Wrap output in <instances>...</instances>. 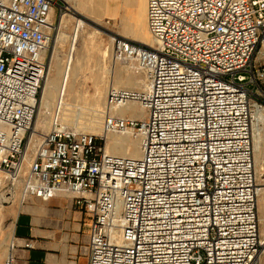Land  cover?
<instances>
[{
  "label": "built area",
  "instance_id": "built-area-1",
  "mask_svg": "<svg viewBox=\"0 0 264 264\" xmlns=\"http://www.w3.org/2000/svg\"><path fill=\"white\" fill-rule=\"evenodd\" d=\"M77 2L0 0L10 187L22 200L72 196L91 217L88 264H261L251 113L264 109V0H146L154 44L112 43L145 86H111L102 122L105 134L135 138L138 156L109 153L105 135L58 117L29 156L49 44ZM131 101L143 117L115 113ZM1 264H15L11 251Z\"/></svg>",
  "mask_w": 264,
  "mask_h": 264
},
{
  "label": "rangeland",
  "instance_id": "rangeland-1",
  "mask_svg": "<svg viewBox=\"0 0 264 264\" xmlns=\"http://www.w3.org/2000/svg\"><path fill=\"white\" fill-rule=\"evenodd\" d=\"M80 1L78 2L79 6L77 3L73 8L80 11L81 4L83 14L81 16L78 14L61 16L53 40L49 44L47 68L38 99V104L42 100L43 102L46 101L48 108H43L39 117V120L44 118V127L37 128L35 135H33V131H30L28 136L29 156L32 155L40 136L49 130L50 123L56 117L76 131L94 133L103 137L105 135V145L107 135L120 137L121 135L117 133L105 134L103 132L102 122L108 89L111 86L126 87L122 83L124 78L118 76V73L123 76L143 79L141 70L137 69L135 64L117 61L112 54V41L115 36L139 41V36L147 32V28L143 24L145 10L140 12L143 8L140 6V0ZM143 2L144 9H146V0H142V5ZM99 4H102L100 10ZM92 11L96 14L91 13ZM115 113L135 118L145 115V111L141 110L139 103L132 101L124 107H117ZM255 123L256 133L260 141L259 148L254 150L257 166L256 178L257 183L264 187V171H260V165L264 168V121H255ZM124 136L128 139L124 143L125 155L134 157V143L132 141L136 140L132 136ZM106 149L112 153L107 145ZM8 181L6 174L1 171L0 194L6 193L7 196L12 193L13 195L8 197V201L2 203L0 207V216L1 214L4 215L2 217L4 226L0 237H6L7 226L18 205L17 194L20 189L19 187L11 188ZM257 214L262 243L260 263L264 264V205L261 204V200L257 202Z\"/></svg>",
  "mask_w": 264,
  "mask_h": 264
},
{
  "label": "crops",
  "instance_id": "crops-1",
  "mask_svg": "<svg viewBox=\"0 0 264 264\" xmlns=\"http://www.w3.org/2000/svg\"><path fill=\"white\" fill-rule=\"evenodd\" d=\"M17 201L7 235L0 237V264L10 251L15 264H88L91 217L72 196L57 193L48 200H22L19 191ZM3 222L0 216V234Z\"/></svg>",
  "mask_w": 264,
  "mask_h": 264
},
{
  "label": "bare ground",
  "instance_id": "bare-ground-1",
  "mask_svg": "<svg viewBox=\"0 0 264 264\" xmlns=\"http://www.w3.org/2000/svg\"><path fill=\"white\" fill-rule=\"evenodd\" d=\"M103 1V0H102ZM101 1V2H102ZM144 1V0H143ZM79 2V0H78ZM77 2V3H78ZM77 3H75L73 6L77 5ZM102 4H99V10H100V7H101ZM78 6H79V3H78ZM77 6V7H78ZM140 6L143 7L140 12L142 10H145L144 11V15H143V21H144V25L146 26L147 28V25H146V9H144V2H143V5H142V0H140ZM73 12L75 14H78V15H82L83 12H82V9H81V6H80V11L79 10H73ZM91 13H95L94 11H92ZM142 17V16H141ZM142 20V19H141ZM134 23V22H133ZM134 25V24H133ZM142 25V24H141ZM138 26V25H137ZM134 27V26H133ZM136 28V27H135ZM138 29V28H137ZM143 31V30H142ZM140 37V42L142 43H145V44H148V45H153L154 44V41L147 29V32L142 34ZM113 42V41H112ZM91 45V44H90ZM93 45V44H92ZM100 54V53H99ZM104 56V55H103ZM101 59V58H100ZM114 66V65H112ZM114 68V67H113ZM132 73V72H131ZM118 76L124 78L122 83L124 86L126 87H136V88H139V89H142L144 88L145 86V82H144V79H137V77H133V76H123L121 75L120 73H118ZM108 78V76H107ZM65 82V81H64ZM98 82V81H97ZM109 83V82H108ZM67 84V83H66ZM97 84V83H96ZM113 84V83H112ZM111 84V85H112ZM98 85V84H97ZM96 86V85H95ZM109 86V85H108ZM108 88V87H107ZM96 98V97H95ZM45 108L47 109L48 108V104L47 102H43V100L38 104L37 103V110H36V115H35V118H34V121H33V126H32V129L31 131H33V135H35L37 133V128H42L44 127V123H45V120L44 118L42 120H39V117H40V113L42 111V109ZM142 110V108H141ZM252 145H253V152L254 150H257L259 148V138L257 136V133H256V129H255V121H264V109H258V108H253L252 110ZM98 117V116H97ZM97 119V118H96ZM99 119V118H98ZM100 120V119H99ZM92 121V120H91ZM92 128V127H91ZM39 131V130H38ZM121 136L120 137H112L110 135H107V139H106V145L108 147V149L110 150V152L114 153V154H119V155H125L126 153V148L124 147V143L127 142V138L126 136L120 134ZM37 136V135H36ZM41 138V136H40ZM34 139V138H33ZM134 143V156H138V153H137V150L138 148V144H137V141H132ZM36 146V144H35ZM127 147V146H126ZM131 147V146H130ZM128 148V147H127ZM137 154V155H136ZM254 167H255V173H256V170H257V166H256V159H255V156H254ZM260 171H264V168L262 165H260ZM1 172V171H0ZM11 195H13L12 193L8 194L6 196V193L4 194H0V207L2 206V203L4 202H7L8 201V197H11ZM264 188H261V193L258 195V200H261V204L264 205ZM11 199V198H10ZM11 201V200H10ZM2 216V214H1ZM4 216V215H3ZM2 216V217H3Z\"/></svg>",
  "mask_w": 264,
  "mask_h": 264
}]
</instances>
